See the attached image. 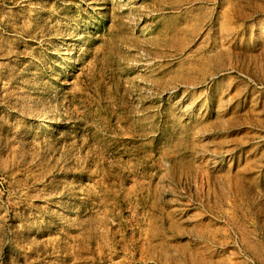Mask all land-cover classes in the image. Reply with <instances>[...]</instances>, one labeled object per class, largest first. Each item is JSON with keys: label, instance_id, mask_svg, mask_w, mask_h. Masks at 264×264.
I'll return each mask as SVG.
<instances>
[{"label": "rangeland", "instance_id": "374dc122", "mask_svg": "<svg viewBox=\"0 0 264 264\" xmlns=\"http://www.w3.org/2000/svg\"><path fill=\"white\" fill-rule=\"evenodd\" d=\"M0 264H264V0H0Z\"/></svg>", "mask_w": 264, "mask_h": 264}, {"label": "bare ground", "instance_id": "6f19581e", "mask_svg": "<svg viewBox=\"0 0 264 264\" xmlns=\"http://www.w3.org/2000/svg\"><path fill=\"white\" fill-rule=\"evenodd\" d=\"M46 120V119H45ZM45 122L43 120H40V124H44Z\"/></svg>", "mask_w": 264, "mask_h": 264}]
</instances>
